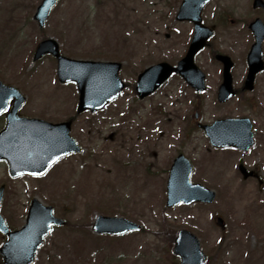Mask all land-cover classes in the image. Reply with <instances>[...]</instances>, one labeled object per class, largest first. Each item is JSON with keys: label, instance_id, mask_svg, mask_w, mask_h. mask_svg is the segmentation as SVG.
<instances>
[{"label": "rangeland", "instance_id": "1", "mask_svg": "<svg viewBox=\"0 0 264 264\" xmlns=\"http://www.w3.org/2000/svg\"><path fill=\"white\" fill-rule=\"evenodd\" d=\"M40 1L0 0V79L27 97L24 113H76L77 87L59 82L56 60L33 61L43 36L57 39L72 58L121 61L120 75L129 84L145 67L182 55L189 24L175 19L179 0H62L42 31L33 18ZM177 84L171 80L144 100L129 87L105 110L82 113L72 134L83 152L58 163L45 178L13 180L0 166V184L8 188L2 212L13 226L23 224L32 197L68 221L47 237L34 264H173L166 236L181 228L200 237L210 254L207 264H264L262 123L255 119L260 126L249 152L214 148L195 124L191 132L186 127L197 100L189 91L180 94ZM204 102L202 121L228 110ZM180 152L194 165L192 181L216 190L214 203L166 206L169 168ZM240 159L260 177L244 179ZM98 214L124 216L143 227L101 236L92 231Z\"/></svg>", "mask_w": 264, "mask_h": 264}, {"label": "water", "instance_id": "2", "mask_svg": "<svg viewBox=\"0 0 264 264\" xmlns=\"http://www.w3.org/2000/svg\"><path fill=\"white\" fill-rule=\"evenodd\" d=\"M59 0H44L38 7L35 18L39 25L43 27L49 17L53 7ZM193 3L185 0L178 18L181 20L191 19L197 24V32L189 48L187 55L180 62L178 67H173L168 63H159L146 69L140 74L137 91L141 98L153 92L159 87L173 71L180 72L190 82L195 77L201 76L199 69L194 63L196 52L202 47L200 39L206 38L200 32V10L204 3ZM51 53L57 57L59 62V77L61 81L75 80L80 89L79 111L87 108L93 111L105 106L111 99L117 97L125 87V83L119 77L118 72L121 63L118 62H95L72 60L61 55L59 44L53 38L42 41L36 49L34 59L42 57L44 54ZM202 77V76H201ZM0 88L5 92L13 91V88L5 87L0 82ZM23 100V98H22ZM224 100V99H222ZM240 123V129L234 130L233 126ZM67 140L69 141L68 152L78 151L79 148L75 140L69 137L70 122L63 123ZM230 125V126H229ZM210 137L211 142L217 147L234 145L243 150H248L253 145V133L249 120H219L211 126H203ZM238 127V126H237ZM39 145L37 140L33 141ZM7 140L4 136L0 137V158L7 156ZM54 155L40 156L34 162H27V165L35 166V169L20 170L13 167V174L21 172L43 173L55 160ZM22 164V163H20ZM243 169V168H242ZM191 165L189 161L180 155L172 167L168 182L167 205L173 206L181 201L190 204L195 201L213 202L216 196L215 191L205 186L190 182ZM2 199V189H0V202ZM220 218V223H222ZM64 224V220L58 219L52 214L51 206H44L37 199L33 200L30 208L27 223L22 229L8 232V228L0 215V230L8 234L9 240L1 248L5 264H32L35 260L36 252L44 242L45 236L51 230V224ZM94 230L99 233L120 234L128 230L138 229L139 225L123 217L98 216L94 224ZM175 252L182 255V264H204V256L200 244L195 235L188 231H181L177 238Z\"/></svg>", "mask_w": 264, "mask_h": 264}, {"label": "flooded vegetation", "instance_id": "3", "mask_svg": "<svg viewBox=\"0 0 264 264\" xmlns=\"http://www.w3.org/2000/svg\"><path fill=\"white\" fill-rule=\"evenodd\" d=\"M201 18L202 23L211 29L205 47L195 57L204 75V88L198 91L176 76V80L183 84V91H189L197 100L195 117H204L207 107L204 101L212 100L215 106L228 108L223 117L248 115L260 119L264 129V0H209L201 12ZM187 23L191 27L188 45L183 48L184 54L194 33L193 23ZM218 55H226L231 60L225 62ZM259 57L262 67L251 70V65H259ZM225 64L230 65L229 69ZM250 77H253L252 81L248 80ZM226 78L229 79L228 84H224ZM228 95H231L229 100L219 101ZM234 104L237 107H231ZM6 120L7 114H0L2 128Z\"/></svg>", "mask_w": 264, "mask_h": 264}, {"label": "snow or ice", "instance_id": "4", "mask_svg": "<svg viewBox=\"0 0 264 264\" xmlns=\"http://www.w3.org/2000/svg\"><path fill=\"white\" fill-rule=\"evenodd\" d=\"M2 111H7V109L5 108V109H2Z\"/></svg>", "mask_w": 264, "mask_h": 264}]
</instances>
